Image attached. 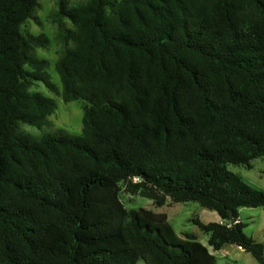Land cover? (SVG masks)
<instances>
[{
  "label": "trees",
  "instance_id": "trees-1",
  "mask_svg": "<svg viewBox=\"0 0 264 264\" xmlns=\"http://www.w3.org/2000/svg\"><path fill=\"white\" fill-rule=\"evenodd\" d=\"M38 0H0V264H214L234 244L264 264L242 206L264 207L228 164L264 155V0H58L61 98L77 137L33 136L55 108L48 38L23 30ZM136 178V180H134ZM157 206L194 200L221 222L180 237L163 212L126 208L119 183ZM232 212L235 221L229 222Z\"/></svg>",
  "mask_w": 264,
  "mask_h": 264
},
{
  "label": "rangeland",
  "instance_id": "rangeland-1",
  "mask_svg": "<svg viewBox=\"0 0 264 264\" xmlns=\"http://www.w3.org/2000/svg\"><path fill=\"white\" fill-rule=\"evenodd\" d=\"M66 1L69 6H72L84 0ZM57 4L58 0H38L33 15L23 25V30L36 35L44 34L48 38L46 46L36 47L34 53L37 58L46 60L45 71L53 88L50 90L42 82L35 81L30 90L39 91L53 98L56 108L47 116L42 126L22 123L20 129L33 136L62 134L74 138L81 134L83 112L81 100L66 102L60 94L61 83L54 64L63 47L60 26L70 27L71 24L68 19L58 17ZM227 167L253 188L264 191V155L252 159L250 167L242 164H228ZM119 188V199L126 208L143 207L155 212H163L178 236L185 237L186 233L193 234L200 243L208 247L207 233L201 230L193 219L198 218L204 223L218 222L220 216L215 210L208 209L194 200L174 202L169 197L163 205L157 206L151 198L143 196L141 192L129 191L125 181L119 183ZM238 219L245 223L244 232L247 235L264 242V207H239ZM208 249L215 257L214 264H258L249 252L238 249L234 244H227L218 250L210 247ZM136 264H146V262L143 258H139Z\"/></svg>",
  "mask_w": 264,
  "mask_h": 264
},
{
  "label": "water",
  "instance_id": "water-1",
  "mask_svg": "<svg viewBox=\"0 0 264 264\" xmlns=\"http://www.w3.org/2000/svg\"><path fill=\"white\" fill-rule=\"evenodd\" d=\"M234 221H235V218L233 217L232 212H230V215H229V222H230V223H233Z\"/></svg>",
  "mask_w": 264,
  "mask_h": 264
},
{
  "label": "crops",
  "instance_id": "crops-1",
  "mask_svg": "<svg viewBox=\"0 0 264 264\" xmlns=\"http://www.w3.org/2000/svg\"><path fill=\"white\" fill-rule=\"evenodd\" d=\"M221 221H222V220L220 219L218 222H221ZM225 245H227V244H225ZM225 245H224V246H225ZM237 248L240 249V250H243V249H242L241 247H239V246H237Z\"/></svg>",
  "mask_w": 264,
  "mask_h": 264
},
{
  "label": "built area",
  "instance_id": "built-area-1",
  "mask_svg": "<svg viewBox=\"0 0 264 264\" xmlns=\"http://www.w3.org/2000/svg\"><path fill=\"white\" fill-rule=\"evenodd\" d=\"M134 180H136V178H134Z\"/></svg>",
  "mask_w": 264,
  "mask_h": 264
}]
</instances>
